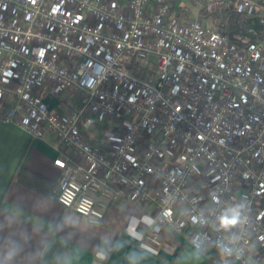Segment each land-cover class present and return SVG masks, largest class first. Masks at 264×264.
Segmentation results:
<instances>
[{"label":"built area","instance_id":"built-area-1","mask_svg":"<svg viewBox=\"0 0 264 264\" xmlns=\"http://www.w3.org/2000/svg\"><path fill=\"white\" fill-rule=\"evenodd\" d=\"M190 2L198 17L173 0H0V120L55 135L58 202L89 223L152 205L149 245L170 227L218 264H264V3Z\"/></svg>","mask_w":264,"mask_h":264},{"label":"crops","instance_id":"crops-1","mask_svg":"<svg viewBox=\"0 0 264 264\" xmlns=\"http://www.w3.org/2000/svg\"><path fill=\"white\" fill-rule=\"evenodd\" d=\"M173 3L198 17L190 0ZM45 98L51 107L58 104L54 96ZM60 150L53 133L35 138L0 120V264H218L213 249L196 250L170 227L163 247L146 243L144 233L157 223L152 205L121 202L99 225L63 207L54 166Z\"/></svg>","mask_w":264,"mask_h":264}]
</instances>
